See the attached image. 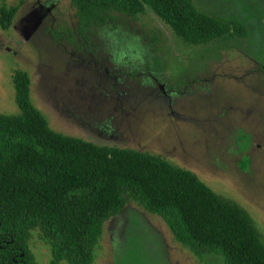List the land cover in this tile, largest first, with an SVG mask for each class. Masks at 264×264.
Returning <instances> with one entry per match:
<instances>
[{
    "label": "rangeland",
    "instance_id": "obj_1",
    "mask_svg": "<svg viewBox=\"0 0 264 264\" xmlns=\"http://www.w3.org/2000/svg\"><path fill=\"white\" fill-rule=\"evenodd\" d=\"M192 2L241 24V37L186 47L150 14L145 22L164 36L154 51L139 23L97 28L83 39L69 0H0L17 8L9 28H0V114H19L12 77L24 71L30 102L50 130L191 172L219 200L244 210L264 244V0ZM129 44L140 62L115 64L114 54ZM29 247L37 264H50L36 232ZM92 264L223 262L194 255L159 218L130 203L103 224Z\"/></svg>",
    "mask_w": 264,
    "mask_h": 264
},
{
    "label": "trees",
    "instance_id": "obj_2",
    "mask_svg": "<svg viewBox=\"0 0 264 264\" xmlns=\"http://www.w3.org/2000/svg\"><path fill=\"white\" fill-rule=\"evenodd\" d=\"M76 34L117 24H141L154 51L163 33L155 17L186 47L241 37L243 26L213 18L192 0H69ZM16 7L0 5V28ZM60 34V33H58ZM76 43L70 29L62 33ZM78 46V45H77ZM29 76L15 71L19 114H0V264H37L33 232L50 249V264H92L103 224L135 203L159 218L173 239L194 255L223 264H264V244L246 212L219 200L191 172L136 150L98 146L50 130L29 98Z\"/></svg>",
    "mask_w": 264,
    "mask_h": 264
},
{
    "label": "clouds",
    "instance_id": "obj_3",
    "mask_svg": "<svg viewBox=\"0 0 264 264\" xmlns=\"http://www.w3.org/2000/svg\"><path fill=\"white\" fill-rule=\"evenodd\" d=\"M127 56V61L124 60V57ZM141 52L139 49L134 48L133 45L129 44L127 46V52L120 51L114 54V63L121 65L122 63H132L140 62Z\"/></svg>",
    "mask_w": 264,
    "mask_h": 264
}]
</instances>
